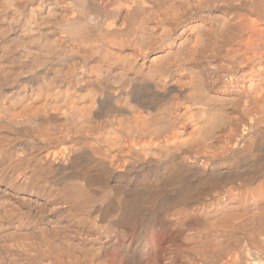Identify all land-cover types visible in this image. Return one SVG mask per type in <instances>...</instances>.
I'll return each instance as SVG.
<instances>
[{
    "label": "bare ground",
    "instance_id": "1",
    "mask_svg": "<svg viewBox=\"0 0 264 264\" xmlns=\"http://www.w3.org/2000/svg\"><path fill=\"white\" fill-rule=\"evenodd\" d=\"M0 264H264V0H0Z\"/></svg>",
    "mask_w": 264,
    "mask_h": 264
}]
</instances>
